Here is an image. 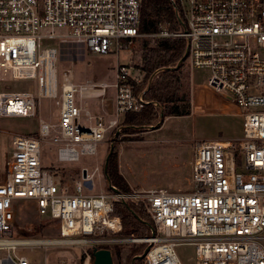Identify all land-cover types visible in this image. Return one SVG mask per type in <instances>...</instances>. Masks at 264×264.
Here are the masks:
<instances>
[{
    "label": "built area",
    "instance_id": "2783aa9c",
    "mask_svg": "<svg viewBox=\"0 0 264 264\" xmlns=\"http://www.w3.org/2000/svg\"><path fill=\"white\" fill-rule=\"evenodd\" d=\"M172 4L180 28L171 30L164 23L158 32L142 35L141 0H0V117H33L42 100L58 107L55 123L39 119L37 136L12 135L10 150L1 157L0 264H33L24 253L34 249H77L81 258L75 264H92V246L123 243L146 246L143 264H183L175 250L182 244L194 246L193 264H264V0ZM56 29L67 33L57 35ZM141 37L185 40L189 66L208 70L206 87L242 117L238 149L230 140L196 142L186 192L158 188L123 194L111 186L110 195L84 193L91 182L86 168L71 189L61 186L41 165L45 145L56 149L60 164L93 157L107 132H120L121 119L148 104L145 89L135 90L143 72L130 74L132 66L118 65L111 83L76 85L71 68L58 77L61 46L117 54L130 52ZM50 41L58 49L43 47ZM30 81L35 91L9 87ZM81 100H98L102 107L108 103L113 112L92 116ZM128 201L143 203L155 232L106 239L122 230L120 218L112 215L113 204ZM44 216L58 228V237L40 236Z\"/></svg>",
    "mask_w": 264,
    "mask_h": 264
},
{
    "label": "rangeland",
    "instance_id": "374dc122",
    "mask_svg": "<svg viewBox=\"0 0 264 264\" xmlns=\"http://www.w3.org/2000/svg\"><path fill=\"white\" fill-rule=\"evenodd\" d=\"M170 25V24H169ZM57 35L66 34V29H56ZM144 35V34H143ZM162 40H151L141 37L133 42L130 52L111 53L101 55L86 52L76 44H65L60 48L57 70L58 77L62 69L71 68L73 71L74 84L81 85L86 81L113 82L117 66H125L130 74L136 73L135 69H141L143 42L148 47H154ZM43 47H56L55 42H45ZM172 69H180L182 93L188 97L189 114L181 117L162 118L161 108L157 110V119L149 126L138 128H126L123 126L124 117L121 119L120 132H107L104 139L97 145L96 155L80 156L79 162L60 164L57 162L56 149L45 145L41 154V165L52 169L55 181L61 186L72 188L74 182L82 176V169L86 168L91 182H88L83 192L89 194L112 193L109 180L104 174L105 160L110 154L117 156L118 172L129 187V192L163 188L171 193L186 192L191 190L190 162L193 156V146L202 140H230L237 147L242 137V117L239 111L228 109L227 114H219L214 107L220 100L221 95L210 93L206 87L209 71L205 69L191 68L187 60L171 66ZM7 77V76H6ZM150 78V77H149ZM59 79V78H58ZM143 90H147L150 83L142 81ZM12 91L36 90L34 82H11ZM113 97V92H108V100ZM204 98L207 99L202 104ZM75 101L79 102L78 95ZM82 106H86L92 116L104 113H112L113 106L108 103L102 107L98 100H81ZM230 111V112H229ZM58 107L55 101L42 100L39 109L33 117H0V165L1 157L10 150V138L14 134L37 136L38 120L55 123ZM83 124V119L81 120ZM153 127V128H150ZM78 150L79 147L76 146ZM238 151V150H237ZM238 153V152H236ZM98 168L97 171L95 169ZM114 187V186H112ZM116 188V187H115ZM125 204L143 203L126 202ZM31 205V204H28ZM146 212V211H145ZM40 236L43 238L58 237V228L53 227L47 216L42 217ZM29 220H34V212L31 211ZM58 224L57 222H54ZM136 237V236H135ZM147 237V236H144ZM108 240L121 239L107 235ZM264 246V240H262ZM114 244H107V249L112 252L114 264H143V260L135 256L142 255L145 245H131L123 243L119 258L116 257ZM176 254L183 264H193L194 246L182 244L176 247ZM136 254V255H134ZM24 255L33 264H75L81 258L77 249L27 251ZM134 257L132 258V256ZM63 261L64 263H61ZM136 261V262H135Z\"/></svg>",
    "mask_w": 264,
    "mask_h": 264
},
{
    "label": "trees",
    "instance_id": "16d2710c",
    "mask_svg": "<svg viewBox=\"0 0 264 264\" xmlns=\"http://www.w3.org/2000/svg\"><path fill=\"white\" fill-rule=\"evenodd\" d=\"M140 20L139 33L142 35L158 32L160 26L164 23L170 24L171 30H177L181 26L180 22L177 21L172 0H141ZM185 49L186 43L183 39L162 40L154 47H148V44L143 42L141 55L143 81L148 83L149 77L155 71H159V73L144 92L143 96L148 104L138 113L126 114L123 122L124 127L149 126L152 121L158 118L157 110L159 108L162 109L160 117L163 119L189 114L188 97L185 93H182L180 69H172L171 67L181 60ZM142 83L135 87L136 92L143 91V88H141ZM153 103L157 104L158 107L155 108L152 105ZM236 152L238 151H235V161L238 165L240 156L239 152ZM48 169L52 172L51 168ZM106 177L118 192H129V187L118 172L117 156L115 154L110 155L107 160ZM125 203L115 202L113 204L112 215L120 218L122 225L118 237L151 236V233L155 232V226L143 206L141 204L127 205ZM122 246V244L114 245L117 258H119Z\"/></svg>",
    "mask_w": 264,
    "mask_h": 264
},
{
    "label": "water",
    "instance_id": "95a60500",
    "mask_svg": "<svg viewBox=\"0 0 264 264\" xmlns=\"http://www.w3.org/2000/svg\"><path fill=\"white\" fill-rule=\"evenodd\" d=\"M186 58H187V47H186L185 53H184L183 57L181 58V60L179 61V63L185 62ZM150 128H153V127H150ZM110 154H111V150H110ZM110 154H109V156H110ZM109 156L105 160V164H104V174L105 175H106V168H107V160H108ZM91 254H92V264H114L112 252L107 248H98L96 246H92L91 247ZM144 254H145V252H143L142 255H140V256H135L134 259H136V258L142 259Z\"/></svg>",
    "mask_w": 264,
    "mask_h": 264
},
{
    "label": "crops",
    "instance_id": "0c3cea01",
    "mask_svg": "<svg viewBox=\"0 0 264 264\" xmlns=\"http://www.w3.org/2000/svg\"><path fill=\"white\" fill-rule=\"evenodd\" d=\"M210 93H214L213 91H209ZM215 94V93H214ZM224 100V99H223ZM207 102V99L204 98L202 104H205ZM233 108L234 110L238 111V109L231 103L225 101L220 100L219 103H217L214 107V110L219 113V114H227L228 109ZM230 112V111H229ZM209 140V139H208ZM216 140H220V139H216ZM221 141H227V140H221Z\"/></svg>",
    "mask_w": 264,
    "mask_h": 264
}]
</instances>
